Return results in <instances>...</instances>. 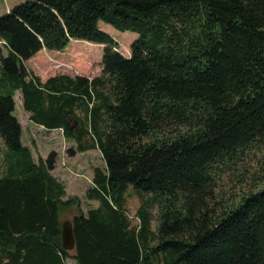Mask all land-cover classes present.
<instances>
[{
    "label": "trees",
    "instance_id": "16d2710c",
    "mask_svg": "<svg viewBox=\"0 0 264 264\" xmlns=\"http://www.w3.org/2000/svg\"><path fill=\"white\" fill-rule=\"evenodd\" d=\"M99 22L138 34L129 57ZM73 39L103 45L99 75L42 81L26 67ZM0 40V264H264V0H23L0 15ZM16 90L33 123L73 140L71 153L100 150L86 194L98 206L66 195L50 172L56 151L33 159ZM255 150L254 181L223 196Z\"/></svg>",
    "mask_w": 264,
    "mask_h": 264
},
{
    "label": "rangeland",
    "instance_id": "374dc122",
    "mask_svg": "<svg viewBox=\"0 0 264 264\" xmlns=\"http://www.w3.org/2000/svg\"><path fill=\"white\" fill-rule=\"evenodd\" d=\"M20 1L22 0H0V15ZM99 26L105 30L104 32L109 33L114 38L118 44L117 49L122 56H130L131 42L138 37L136 32L118 31L116 28L103 22H99ZM90 43L91 42L82 39H73L63 50L41 49L34 56L30 57V59H26L25 65L31 72L38 75L42 81L58 73H67L72 76H87L91 78L101 73L103 45ZM1 55H6V50L0 43V56ZM12 98H14L15 102L13 110L14 115L19 120L22 128V142L29 148L34 160L37 159L39 155L46 158L50 151H56L57 165L54 166L56 172H52L55 176H60L57 175V169L60 164H58V161L62 159V162H64L63 166L66 164L67 155L73 154L69 151L71 146L70 142L73 140L67 138L70 140V142H68L66 138L63 137L64 135L62 134L63 131L61 128H57L52 132L48 130V133L43 137L42 127L33 123L29 118L30 113L23 110L20 91L16 90ZM3 148H5V145L0 137V157L4 150ZM78 153L80 154L75 164V168L77 167V169L73 170V174L69 175L64 180H59L65 185L66 195L77 196L83 208L87 210L88 205L94 206L98 201L94 198L86 197L87 188L91 186L92 169L95 167H104V162L97 148ZM61 155H63L64 158H62ZM260 162H262L260 160V151L255 150L250 153L248 157L240 163L236 175L226 177L223 180L222 189L226 192L223 196L231 194L234 190L241 192L247 189L254 181V179L251 178L252 174L260 169ZM77 163H80V165H77ZM64 171L70 170L68 168ZM126 194V203L124 205L126 213L131 218L132 223L137 224L138 219L134 217V214L141 199L132 191L131 186L128 187ZM150 210L152 213L151 226L152 228H156L158 205L153 202L150 204ZM70 217L71 216L66 213L62 216V220L70 219ZM65 263L77 264L72 257L65 258Z\"/></svg>",
    "mask_w": 264,
    "mask_h": 264
},
{
    "label": "crops",
    "instance_id": "0c3cea01",
    "mask_svg": "<svg viewBox=\"0 0 264 264\" xmlns=\"http://www.w3.org/2000/svg\"><path fill=\"white\" fill-rule=\"evenodd\" d=\"M100 28L103 30V28L100 26ZM103 31H105V30H103ZM126 57H129V56H126ZM72 76V75H71ZM37 125V124H36ZM37 126H39V125H37ZM48 132L47 131H43V137L45 136V134H47ZM64 135V134H63ZM63 137H65V136H63ZM66 138V137H65ZM21 139L23 140V135H22V137H21ZM66 140L68 141V142H70V140H68L67 138H66ZM71 143V145H73L74 144V142L72 141V142H70ZM97 150L100 152V150L97 148ZM80 153H78V152H75V153H73L72 155H67V166H68V168H69V170L71 171H60V169L58 168L57 169V175H60V176H55L54 174H53V172L52 171H55L56 172V170H54V168L50 171L51 172V174L57 179V180H59V179H65L66 177H68L69 175H71V174H73V170H76L77 169V167L75 168V164H76V162H77V160H78V155H79ZM82 155V154H81ZM100 155H101V152H100ZM102 156V155H101ZM60 163V164H59ZM58 164H59V167H60V165H62V159H61V161H58ZM55 165H57V163H55ZM77 165H80V163H77ZM64 169V168H63ZM60 181V180H59ZM62 182V181H61ZM62 184H63V182H62ZM64 187H65V185H64ZM98 204H99V202L97 201V204L96 205H94V206H92V205H88V208H90V207H96V206H98ZM82 210H84V211H86V209H84L83 208V206H82Z\"/></svg>",
    "mask_w": 264,
    "mask_h": 264
},
{
    "label": "water",
    "instance_id": "95a60500",
    "mask_svg": "<svg viewBox=\"0 0 264 264\" xmlns=\"http://www.w3.org/2000/svg\"><path fill=\"white\" fill-rule=\"evenodd\" d=\"M61 242L62 247L66 250L72 251L74 248L73 228L70 220L65 219L61 221Z\"/></svg>",
    "mask_w": 264,
    "mask_h": 264
},
{
    "label": "bare ground",
    "instance_id": "6f19581e",
    "mask_svg": "<svg viewBox=\"0 0 264 264\" xmlns=\"http://www.w3.org/2000/svg\"><path fill=\"white\" fill-rule=\"evenodd\" d=\"M1 41V40H0Z\"/></svg>",
    "mask_w": 264,
    "mask_h": 264
},
{
    "label": "clouds",
    "instance_id": "9594fccd",
    "mask_svg": "<svg viewBox=\"0 0 264 264\" xmlns=\"http://www.w3.org/2000/svg\"><path fill=\"white\" fill-rule=\"evenodd\" d=\"M97 44V43H96Z\"/></svg>",
    "mask_w": 264,
    "mask_h": 264
}]
</instances>
